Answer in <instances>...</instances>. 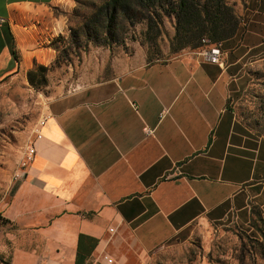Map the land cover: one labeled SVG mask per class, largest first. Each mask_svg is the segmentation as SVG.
Listing matches in <instances>:
<instances>
[{"label": "crops", "instance_id": "1", "mask_svg": "<svg viewBox=\"0 0 264 264\" xmlns=\"http://www.w3.org/2000/svg\"><path fill=\"white\" fill-rule=\"evenodd\" d=\"M76 6L0 0V86L54 63ZM242 29L222 43L221 63L166 39L157 57L126 40L90 44L65 64L80 87L51 99L33 133L36 152L0 207V264H75L80 233L99 240L85 264H174L172 250L250 211L264 130L252 119L255 46Z\"/></svg>", "mask_w": 264, "mask_h": 264}, {"label": "rangeland", "instance_id": "2", "mask_svg": "<svg viewBox=\"0 0 264 264\" xmlns=\"http://www.w3.org/2000/svg\"><path fill=\"white\" fill-rule=\"evenodd\" d=\"M84 1V0H83ZM243 17L242 32L254 48L246 56L254 61L252 119L264 130V0H231ZM76 7L89 10L77 3ZM78 17H71L77 24ZM163 37L169 39L173 20L166 18ZM146 22L129 29L128 37L144 39ZM152 51L157 49L152 47ZM73 60L79 58L73 54ZM245 58V57H244ZM65 60L53 66L48 84L36 87L27 78H17L0 86V207L8 202L17 181L27 166L26 151L38 124L46 114L48 102L68 91L80 87L79 70L69 68ZM260 176V165L255 166ZM250 211L234 214L211 229L205 239H197L190 246L172 250L167 258L174 264H264V179L255 185ZM153 264H162L159 260Z\"/></svg>", "mask_w": 264, "mask_h": 264}, {"label": "trees", "instance_id": "3", "mask_svg": "<svg viewBox=\"0 0 264 264\" xmlns=\"http://www.w3.org/2000/svg\"><path fill=\"white\" fill-rule=\"evenodd\" d=\"M71 17L70 35H59L53 45L57 58L50 66L36 64L28 71V80L36 87L48 84L53 66L63 60L72 63L73 54L79 60L90 44L113 47L126 40H140L146 44L149 58L161 54L159 38L163 37L166 18L173 20L174 34L169 35L170 48L178 52L185 48L200 50L214 43H223L237 36L243 26V17L231 0H76ZM71 22V19H70ZM146 22L144 39L129 38V29ZM206 40V41H205ZM152 47L157 49L152 51ZM264 235V231H261ZM98 238L80 233L75 264H85L98 245Z\"/></svg>", "mask_w": 264, "mask_h": 264}, {"label": "built area", "instance_id": "4", "mask_svg": "<svg viewBox=\"0 0 264 264\" xmlns=\"http://www.w3.org/2000/svg\"><path fill=\"white\" fill-rule=\"evenodd\" d=\"M7 22L5 17L0 16V27ZM206 41V40H205ZM199 54L203 57L205 61L212 62V63H221L222 62V43H214L210 44L207 47L200 49ZM44 123V119L42 118L39 124ZM144 131L147 135H151L154 132V129L150 128L148 125L144 126ZM36 139L41 138L40 131H36ZM36 152L35 140L31 141L30 145L27 147L26 157H27V165L32 159L33 155ZM111 231H114V228H110ZM104 258L109 262H113V259L108 255L105 254Z\"/></svg>", "mask_w": 264, "mask_h": 264}]
</instances>
